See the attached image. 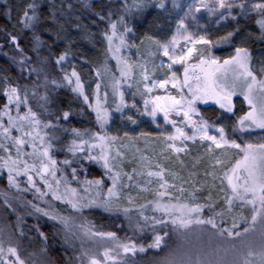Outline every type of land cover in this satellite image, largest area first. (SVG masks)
Masks as SVG:
<instances>
[{"label": "snow or ice", "instance_id": "1", "mask_svg": "<svg viewBox=\"0 0 264 264\" xmlns=\"http://www.w3.org/2000/svg\"><path fill=\"white\" fill-rule=\"evenodd\" d=\"M172 6L184 9L183 16L177 20L175 32L170 39L147 36L146 39L151 43L146 55L140 52L135 41L130 43L126 38V34L132 32V29L128 26L125 16L118 15L117 20H111L112 13L109 11V26L103 36L107 41V52L116 60L119 77L111 72L106 63L102 66L103 72L100 67L95 68L97 77L101 79L95 82L94 102L86 93L76 68L73 67L70 74L63 68L61 62L66 59L67 51L57 56L55 61L64 73L62 80L53 78L49 81L46 72L48 57L40 52L43 42L37 33V26L42 20V13L39 11L41 6L37 0L24 3L17 11V22L21 29H29L32 32L31 48L37 59L27 68L29 78L32 74L36 76L31 87L14 85L9 82L8 76L4 77L0 86V94L5 101L0 105V170H6L9 187L19 190L20 181L17 178L23 175L27 178V185L34 188L41 198L51 193L54 200L66 202L75 212L98 205L106 211L123 212L129 226L139 231L149 227V224L152 225V238L145 244L131 237L121 238L114 231L94 230V226L87 223L77 225L71 216H62L33 204L36 212H42L63 225L66 243L75 246L74 241H80V251L74 264H136L134 258L137 253H144L146 249H161L162 245L167 243L165 237L169 236V232L164 229L167 228L168 222L172 225V233L181 234L193 232L199 226H211V229L215 230L214 235L222 238L224 242L211 248L203 257L197 253L195 260L189 256L186 260H164L157 264H264V67H261L258 74L251 64L250 50L239 44L235 46L234 54L227 57L213 54L215 45L233 42L239 34L238 27L225 31L224 35L213 40L207 31H192L186 23V18L191 17L198 28H203L197 17V13L203 10L209 17H216L210 22L219 25L230 17L238 26L237 17H246L250 12H254L257 14L255 23L259 26L261 38L264 39V0H193L186 6L172 0ZM0 7L6 9L7 5ZM121 7L124 13L131 14L134 9L142 10L145 0H132L131 3L124 0ZM155 7L165 9V0H158ZM237 9L238 11H235ZM96 15L101 20L105 19L102 12H97ZM8 35L11 42L20 49V69L23 75L24 66L31 57L26 56L24 49L20 48L17 35ZM181 41L184 43L181 44ZM143 42L142 40L141 44ZM131 47H137L140 60L130 62L121 54V49ZM148 56L166 57L167 61L161 58L157 65L155 60H149ZM164 69L166 71H163ZM158 70L163 71L162 78L156 75ZM41 79L43 83H40ZM102 81L105 88L103 96ZM49 82L57 88L66 82L73 93L82 97L83 102L95 112L100 130L63 128L61 119L67 122L73 110L69 107L67 110L51 111L49 106L54 105L56 101L48 92ZM123 85L134 89L131 93V109L151 117L152 123L158 128L161 127L159 119L162 116L164 124L171 125L172 131L157 133L156 141H149L147 138L153 133L144 131L135 135L125 131L123 137L126 139L110 134L106 130V125L111 119V107L105 106L108 104L106 89L111 88L112 104L123 119L124 110L129 108ZM41 87L45 89L43 93L38 91ZM137 95L143 102L142 111L134 99ZM236 96L242 97L241 103L247 105L246 109L241 108L239 114L234 111L233 98ZM30 99L35 100V109ZM209 101L222 110L217 113L215 121L205 118L198 107V104H207ZM223 113H230L235 117L231 132H239V137L233 138L226 125L218 122L224 119ZM127 120L133 125L137 124L132 115H128ZM61 131L72 133L70 142L60 146L61 150H66L72 156H66L63 161L58 162L52 154V149L56 147L53 141L60 140ZM141 138H144L146 145L158 143L160 156L164 159L174 158L181 165H184L185 161L180 154H188L189 151L187 142H199L204 152L194 157L195 164H199L206 156L207 162L213 165L211 171L205 170V176L213 177V186L216 179L220 180L219 191L224 193L225 207L215 211L211 193L207 197L210 201L208 204L197 203L193 192H189V197H173L172 190L176 188H179L181 194L184 193V184L191 183L194 190L198 187L192 179L196 173L190 172L188 179H185L178 172L166 168L158 162V158L153 159L154 148L151 149L152 156H149L146 150L136 148L139 155L138 158L134 156L133 160L137 166L133 167L131 172L125 171L122 167L125 153L121 149L129 147L130 142ZM171 154H174V157ZM83 160L96 162L105 170L104 175L111 180L106 192L101 190L104 184L102 179L84 181L85 194L95 191V195L89 196L80 195L66 176H57L58 172H63L59 167L62 164L71 169L72 179H76L77 167L72 165L83 167ZM216 165L221 166L219 173L215 169ZM36 177L43 182L47 192L37 186ZM125 177L128 183H125ZM135 177H145L144 184L141 185ZM153 177L156 179L153 180ZM176 181H179V184ZM204 183L207 181H202L201 185ZM129 187H142L143 191H152L153 198H144L143 203H137L130 193L122 191ZM237 202L241 211L234 212ZM4 203L11 207L7 193ZM146 207L160 215L148 216ZM205 207L214 214L204 217L202 209ZM245 208L249 210L247 215L242 211ZM229 214L231 224L221 227L217 223V217L223 220L225 215ZM241 223L244 225L242 228ZM155 225H163V228L158 229ZM36 231L47 239L38 226ZM230 255L236 258L229 260ZM0 264L38 262L22 257L11 236L0 234Z\"/></svg>", "mask_w": 264, "mask_h": 264}, {"label": "trees", "instance_id": "2", "mask_svg": "<svg viewBox=\"0 0 264 264\" xmlns=\"http://www.w3.org/2000/svg\"><path fill=\"white\" fill-rule=\"evenodd\" d=\"M26 2H31V0H0V5H7L6 9L0 7V86H2L5 76H8L10 83L14 85L19 84L21 87L25 85L31 87L33 81L36 80L35 74H32L31 78H29V73L27 72V68L32 66V62L37 59L36 53L31 48L32 32L29 29L22 30L17 22L19 6ZM128 2L131 3L132 0H128ZM149 2L150 0H145V7L142 10L137 11L134 9L131 14H126L121 7L124 0H37V3L41 6L39 11L42 13V20L41 24L37 26V33L41 36L43 42V47L40 49V52L43 56L48 57L46 72L49 81L53 78L62 80L63 77L58 65L55 63L57 56L65 51L68 52L67 56H71L72 53L77 55L82 54L81 49L71 47L66 40L67 37L63 33L65 29L63 30L61 26V20L66 23L65 27L70 28L71 31H82L81 25L74 17L81 18L92 27V31H97L101 34L108 29L109 11L112 13L111 20H117L118 15H124L129 25L132 17L139 16ZM97 12H102L105 19L101 20L96 15ZM253 22L255 23V19L248 18L245 23L239 24L238 26L236 22L230 24L229 29L232 30L238 27L239 34L229 44V48H235V42L238 36H242L243 29L249 24H253ZM250 29L249 37L243 46L250 50V54L255 51H264V39L261 38L259 26L256 24L255 29L253 27H250ZM9 33L18 36L20 48L24 49L26 56L31 57L28 64L24 66L25 71L23 75L20 69V49L16 47L15 43L11 42ZM75 33L77 35H74L75 41L73 42L78 45V40L80 39L79 32ZM85 52L88 54L87 51ZM40 83H43V79H41ZM47 89L52 99L56 101L54 105L49 106L52 112H57L60 109L67 110L69 107L73 110L67 122L61 119L60 123L63 128L75 127L97 131L98 127L94 113L78 94L71 91V88L65 82L58 88L49 82ZM38 91L43 93L45 89L41 87ZM242 99L241 97L234 100V111L237 114H239L241 108L246 109L247 107L246 104L241 103ZM4 102V97L0 94V105ZM30 103L35 109V100L30 99ZM81 109H83L82 112ZM200 109L209 119H216L217 113H220L218 109L209 105L202 106ZM36 110L39 111V109ZM230 115L229 117L235 120V117L232 114ZM59 135L60 140L55 145L59 152L57 157L63 161L66 156L71 157L72 154L66 152V150H61L60 146L70 142L72 133L61 131ZM81 163L83 167H79L76 164L72 165L73 167H77L79 177L104 178L102 170L92 161L83 160ZM5 193H7L8 202L11 207L4 203ZM29 201L31 203H28ZM33 204L39 205L41 208H47L49 211H55L62 216H71L75 219L77 225L87 223L94 226V230L114 231L121 238L131 237L145 244L152 238V225H149L143 231H139L134 227H128L126 225L128 219L123 215L111 217L98 210H87L82 211L81 214H75L67 209H60L58 205L49 202V199H45V202H40L37 195L31 191L26 190L22 192L10 189L6 178L2 175L0 177V234L11 236L12 242L19 247L21 256L29 260H35L38 264H74L77 254L80 251V241L75 240V246L66 243V233L63 225L59 221H54L48 216L43 215L42 212H36L32 207ZM146 214L150 216L149 214L152 213L146 212ZM203 216L206 217V213H203ZM37 226L40 231L45 233L46 240L36 231ZM243 226L240 227L242 228ZM155 227L162 229L163 225H155ZM167 227L169 226L167 225ZM171 228L172 225L170 228L164 229L169 232V236L165 237L167 243L162 245L161 249H146L144 253H137L134 258L136 264H157V262L163 259L166 251L174 248L175 242L171 236ZM196 229H204L207 231L208 236L210 235L212 241L215 242V247L217 244L224 242L222 238L214 235L215 230L211 229V226H199ZM21 231L23 235H21ZM176 234L182 235L181 233ZM42 249H46V251H41ZM235 258L232 255L228 257L229 260ZM184 259L186 260V258Z\"/></svg>", "mask_w": 264, "mask_h": 264}, {"label": "rangeland", "instance_id": "3", "mask_svg": "<svg viewBox=\"0 0 264 264\" xmlns=\"http://www.w3.org/2000/svg\"><path fill=\"white\" fill-rule=\"evenodd\" d=\"M158 2V0H150L149 4L144 8V10L140 13L139 16H133L132 20L129 23V27L132 29V32L126 34V38L131 43L132 41H135V44L139 46V50L141 53L147 54V50L150 46V41L146 39L147 36H154L157 39H170L172 34L176 30L177 26V20L180 16H183L184 9L183 8H173L172 6V0H165L166 8L165 9H159L155 7V4ZM193 0H177V3H179L182 6H186L189 3H192ZM235 11H238L235 10ZM257 14L254 12H250L246 17H237V20L239 21V24L245 23V21L248 18L256 19ZM197 17L199 19V24L203 25V28H198L195 22L191 20V17L186 18V23L190 25V30L192 31H207L208 34L211 36L213 40L217 36L224 35L225 31H230L229 26L231 23H235L236 21H233L230 17L227 21H222L221 24L217 25L214 22L216 17H209L206 12L201 10L200 13H197ZM77 22L81 25L82 31H71L70 28L65 27L66 23L61 20V26L63 30V33H65L67 37V41L69 42L71 47H78L81 49L80 55H77L75 53H72L71 56H67L64 61L61 62L63 68L69 72V74L72 71V68L75 67L77 72L81 76V80L84 83L85 91L86 93L93 98L94 102V91H95V82L100 77H97L95 68L100 67L101 71L103 72V65L106 63L108 68L111 70L112 73H114L117 77H119V71L117 70L116 66V60L112 57L111 53L107 52V41L105 40L103 33H99L97 31H92V27L84 22L81 18L74 17ZM83 21V22H82ZM255 23L249 24L246 28L243 29L242 36H238L235 46L238 44L243 46L244 43L247 41L249 37V30L250 27H253L255 29ZM65 27V28H64ZM120 27V26H118ZM136 27V28H135ZM122 31V27L120 28ZM75 32H79V40L78 45L75 44L73 41ZM77 35V34H76ZM144 41L143 44H141V41ZM118 43V41H117ZM184 42L181 41V44ZM229 44H220L215 45L212 49L213 54L219 57H227L229 54H234V49L229 48ZM87 51L88 54L85 52ZM121 54L128 59L130 62H136L140 60V57L137 55V47H131V48H123L121 49ZM252 57V67L253 69L260 74L261 67H264V51H255L251 54ZM149 60H155V63L159 65V61L161 58H163L165 61H167L166 57H147ZM179 67V66H176ZM58 68L63 76V71H61V66L58 65ZM163 71H166L164 69ZM163 71L158 70L156 72V75L162 78ZM66 83V82H65ZM67 84V83H66ZM71 88V87H70ZM122 89L125 92V98L129 101V108H126L124 110L123 119L121 118V113L115 111V105L112 104L113 96L111 92V88H107L108 92V104L105 105L106 107H111V119L109 120L108 124L106 125V130L112 134V135H118L119 137L126 139L123 137V134L125 131L135 135L141 131L144 132H150L153 133L151 137H148L147 139L149 141H156L157 136L156 134L161 131H172L171 125H166L163 122L162 116L159 119V123L161 127H157L156 124L152 123L151 117L147 115H143L139 112H137L135 109H131V101L133 99L132 97V91L134 89H129L127 85H123ZM105 91L104 88V82L101 83V96H103V93ZM157 91H160L157 89ZM82 98V97H81ZM238 98H241L239 96L234 97L233 99L236 100ZM83 99V98H82ZM137 103L138 107L143 109V102L140 99V96L137 95L134 98ZM87 105V104H86ZM213 106L216 109L219 110L221 113L222 110L218 108L212 101H209L207 104L200 103L198 104V107L201 108L202 106ZM89 108V107H88ZM95 115V112L89 108ZM201 111V109H200ZM202 115H204L201 112ZM132 115L134 119H136L137 124L133 125L131 122L127 120V116ZM205 116V115H204ZM224 119L218 121L220 123H224L227 127V130L230 135L233 136V138L239 137L241 134L239 132L232 133L231 128L234 120L229 117L231 116L230 113H223ZM96 117V116H95ZM205 118H207L205 116ZM209 119V118H207ZM210 121H215L216 119H209ZM97 131H99V125L97 123ZM247 139L248 137L245 136ZM57 141H53V144L55 145ZM239 142V141H238ZM189 145V151L188 154L181 153V157L184 159L185 163L184 165L179 164V162L175 161L173 159H164L163 156H160V145L158 143H149L148 145L145 144L144 138H141L138 141H132L130 142V146L121 149L125 153L124 157V163L122 167L125 171L131 172L133 167H136L135 161L133 160V157L136 156L138 158V153H136V148H140L141 150H146L147 154L149 156H152L153 153L151 149H155V156L153 159L158 158V162L161 163L163 166H165L168 169H171L173 171H176L185 179H188L190 172H195L196 176L193 177V181L198 185V187L194 190L191 183L184 184V188L186 189L183 194L179 191V188H176L172 190L173 197L175 196H183V197H189V192H193L196 196V202L197 203H203L208 204L210 201L207 199L209 193H211L212 201L215 202V211H220L221 208L225 207L223 204V196L224 193L220 192L219 189L221 187L220 180L216 179L214 186H213V177L212 176H205V170L211 171L213 168V165L207 162V157H203L201 159V162L199 164H195L194 157L197 155H200L204 152L203 147H201L199 142H196L195 144L191 141L187 142ZM58 149L54 147L52 149L53 156L57 159V161H62L57 157L58 155ZM71 155V154H69ZM165 155H169V153H165ZM174 157V154H171ZM72 156V155H71ZM93 162V161H92ZM98 168H100L103 172L102 180L104 181V184L101 186L102 192L107 191V187L111 185V180L104 175L105 170L102 168L100 164H97L96 162H93ZM195 164V167L193 165ZM60 168L63 169V172H58L57 176L60 177L61 175L66 176L68 179V182L71 184L72 187H75L80 195H95V191L91 193L85 194L84 188L86 185L84 184L85 180H92L95 178H88V177H79L77 175L76 179H72L71 176V169L67 168L66 166L60 164ZM215 169L217 173L220 172L221 166L216 165ZM4 176L7 181V172L6 170H0V177ZM135 175V174H134ZM20 181V189L17 190L16 188L8 187L12 190L16 191H31L34 194L37 195V198L40 200V202H45V199H49V202L54 203L60 207V209H67L68 211H71L75 214H81L82 212H75L66 202L54 200L51 196V193H48L44 197H40V194L35 191L34 188H31L26 183V177L21 175L17 178ZM125 183H128L127 178L125 177ZM135 179L141 184H144L145 177H135ZM153 180L156 178L153 177ZM171 179V178H169ZM202 181H207V183H204L201 185ZM177 184H179V181H176ZM36 184L38 187H40L43 191L47 192L48 190L44 187V184L38 177H36ZM151 187V186H150ZM61 191H63V188H61ZM123 192L130 193L135 199L137 203H143L144 198L152 199L153 198V192L152 191H143V188H136V187H129L122 189ZM167 199V198H165ZM126 203V201H125ZM239 202H237V207L234 208V212H239L241 209L238 207ZM87 210H98L103 214L109 215L111 217H116L118 215H123V212H117V211H106L103 207L98 205H92L91 207L84 208L82 211ZM135 211V209L133 210ZM150 216L152 215H160V213H154L150 207H146L145 210ZM245 215L248 214V209L245 208L242 210ZM203 213H206V217L213 215V211L210 210L208 207H205L202 209V215ZM127 219V218H126ZM129 227V221L126 222ZM217 223L221 227H225L231 224V215H225L224 219L221 220L220 217H217ZM151 225V224H149ZM243 224L241 223L240 226ZM168 226L166 229L171 227V223L168 222ZM195 227V226H194ZM172 239L175 242L174 248L169 251H166V253L163 256L164 260H174V261H180L185 260L184 258H188L189 256L192 257L193 260H195L197 253L201 255V257L204 256L205 253H207L211 248L215 247V242L212 241V237L209 235L207 231L204 229H196L193 232H187L183 233L182 235L172 233ZM177 243V245H176Z\"/></svg>", "mask_w": 264, "mask_h": 264}]
</instances>
